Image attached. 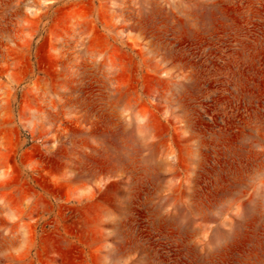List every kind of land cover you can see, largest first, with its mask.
<instances>
[{
  "label": "rangeland",
  "instance_id": "obj_1",
  "mask_svg": "<svg viewBox=\"0 0 264 264\" xmlns=\"http://www.w3.org/2000/svg\"><path fill=\"white\" fill-rule=\"evenodd\" d=\"M0 264H264V0H0Z\"/></svg>",
  "mask_w": 264,
  "mask_h": 264
}]
</instances>
